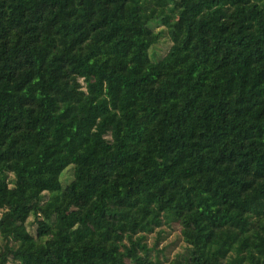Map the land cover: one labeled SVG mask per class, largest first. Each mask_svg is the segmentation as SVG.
<instances>
[{"label":"trees","instance_id":"16d2710c","mask_svg":"<svg viewBox=\"0 0 264 264\" xmlns=\"http://www.w3.org/2000/svg\"><path fill=\"white\" fill-rule=\"evenodd\" d=\"M165 223L264 264V0H0V264H162Z\"/></svg>","mask_w":264,"mask_h":264},{"label":"rangeland","instance_id":"374dc122","mask_svg":"<svg viewBox=\"0 0 264 264\" xmlns=\"http://www.w3.org/2000/svg\"><path fill=\"white\" fill-rule=\"evenodd\" d=\"M171 46L172 42L168 39V32L165 31L163 39H161V41H159V43L154 46V49H152L154 50L156 57L162 58L167 54ZM151 58L155 60L152 56ZM151 138L152 134L150 132H147L143 138L142 144L144 145L146 151V159L152 165H157L159 163V159L154 154V148ZM169 162L171 164L178 165L182 162V160L176 159L170 160ZM73 177L74 171L72 166L70 165L66 168L65 172L63 173V185L66 187L68 184H70L73 180ZM30 229L32 232H34L35 227L30 226ZM0 244H2L1 240ZM148 244L152 249L151 256L154 259L161 261L162 264H167L175 258L188 260L190 257L189 246L186 245L183 239L182 229L179 223H165L160 228H157L155 232L148 235Z\"/></svg>","mask_w":264,"mask_h":264}]
</instances>
